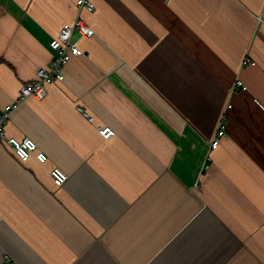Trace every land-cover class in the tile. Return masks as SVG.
Returning a JSON list of instances; mask_svg holds the SVG:
<instances>
[{
  "label": "crops",
  "instance_id": "0c3cea01",
  "mask_svg": "<svg viewBox=\"0 0 264 264\" xmlns=\"http://www.w3.org/2000/svg\"><path fill=\"white\" fill-rule=\"evenodd\" d=\"M92 1L0 0V108L94 29L5 125L48 158L0 140V264H264V0Z\"/></svg>",
  "mask_w": 264,
  "mask_h": 264
},
{
  "label": "built area",
  "instance_id": "2783aa9c",
  "mask_svg": "<svg viewBox=\"0 0 264 264\" xmlns=\"http://www.w3.org/2000/svg\"><path fill=\"white\" fill-rule=\"evenodd\" d=\"M79 9L93 10L95 4L92 0H78ZM260 21H264V11L257 15ZM78 32V38H74V32ZM94 29L89 26L81 17H77L72 22L64 23L58 35L51 39L49 45L52 49L53 56L47 65H40L37 67L35 77L23 83L19 89V95L15 101L9 103L5 107L0 108V140L5 141L13 147L15 155L21 161H28L34 157L39 162L44 163L48 155L38 149L36 142L30 137L17 139L16 137L7 136L5 133V125L9 120L13 110L18 106L21 101L26 100L28 97H36L44 99L48 94V88L64 79L65 68L73 56L82 55L84 52L79 46L78 41L81 38L92 35ZM84 111L82 107H79ZM91 121L92 117L88 115ZM99 133L108 137L112 134L113 129L111 126L103 124L97 125ZM225 129L222 126L218 129L215 138L211 141V149L217 148L220 144V138L224 135ZM55 185H62L69 177V175L59 167H55L50 171ZM3 264H24L16 260L10 253L4 252Z\"/></svg>",
  "mask_w": 264,
  "mask_h": 264
},
{
  "label": "rangeland",
  "instance_id": "374dc122",
  "mask_svg": "<svg viewBox=\"0 0 264 264\" xmlns=\"http://www.w3.org/2000/svg\"><path fill=\"white\" fill-rule=\"evenodd\" d=\"M3 259H4V257H3Z\"/></svg>",
  "mask_w": 264,
  "mask_h": 264
}]
</instances>
